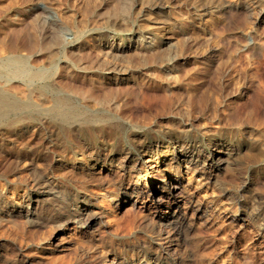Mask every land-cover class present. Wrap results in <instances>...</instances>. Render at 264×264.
Listing matches in <instances>:
<instances>
[{"label": "rangeland", "instance_id": "374dc122", "mask_svg": "<svg viewBox=\"0 0 264 264\" xmlns=\"http://www.w3.org/2000/svg\"><path fill=\"white\" fill-rule=\"evenodd\" d=\"M15 56L54 90L0 74L34 109L0 118V264H264V0H0ZM177 145L191 163L137 173ZM63 202L84 223H44Z\"/></svg>", "mask_w": 264, "mask_h": 264}, {"label": "bare ground", "instance_id": "6f19581e", "mask_svg": "<svg viewBox=\"0 0 264 264\" xmlns=\"http://www.w3.org/2000/svg\"><path fill=\"white\" fill-rule=\"evenodd\" d=\"M191 8V7H190ZM152 11V16L153 19H149V14L148 15H144L143 19L144 22L148 23V26L151 28V25H154L155 23H165L166 20V16H167V12H164L163 7H161L159 5V3L157 5H155L152 9H150ZM147 14V12H146ZM151 16V17H152ZM147 27V26H146ZM154 27V26H153ZM152 27V28H153ZM135 28V27H134ZM104 29V28H103ZM148 29V28H147ZM101 30V29H99ZM109 30V29H108ZM131 30V28L129 29ZM104 31V30H103ZM112 31V30H111ZM118 31V30H117ZM89 32V31H88ZM90 33V32H89ZM97 33V32H94ZM87 34V33H86ZM123 33L118 32L116 33V37L112 39V43L115 44V47H111L112 50H118L119 52H121V47L119 48V44L123 43L126 39L124 37V35H121ZM104 35V34H103ZM138 35V34H137ZM81 36V35H80ZM56 37V36H55ZM131 37V36H130ZM54 38V37H53ZM58 39L54 38V42H57ZM71 40H68L66 43H70ZM152 42V41H151ZM32 43V42H31ZM148 43V42H147ZM28 45V44H27ZM31 45V44H30ZM36 45V44H34ZM67 45V44H66ZM37 46V45H36ZM34 47V46H33ZM31 48V47H30ZM6 72L8 75L13 76L15 78H18L19 80H21V84L25 87L26 90H30V89H40L43 91H53L54 89L52 88V86L49 83V79L51 78H47L45 77V75L41 74V73H30L27 72L26 70V66H25V62L20 58V57H10L8 58L6 61H4L3 63L0 64V74ZM120 73V72H119ZM122 73V72H121ZM12 77V78H13ZM36 87V88H35ZM38 87V88H37ZM5 89V88H4ZM68 90V89H67ZM5 94V93H4ZM59 97V96H58ZM57 98V97H55ZM15 99V98H14ZM58 100V98H57ZM61 100V99H60ZM63 100V99H62ZM64 101V100H63ZM67 103V102H65ZM56 104V103H55ZM55 106V105H54ZM58 106V105H57ZM63 106V105H62ZM62 108L59 107H52V115L51 116V120L59 125H64L65 123L72 121L73 119H76L77 115H75L74 117L71 116L70 114L66 113V111L61 110ZM75 109V108H74ZM33 107L30 106L28 103H20V104H15L14 100H10L9 98H6L0 90V118L2 119L3 117H5L7 115V113L11 112V111H17V112H21V113H26V112H31L33 111ZM66 110V109H64ZM36 111V110H35ZM68 112V110H67ZM48 113V111H47ZM50 113V112H49ZM73 113V112H72ZM75 113V112H74ZM83 113V112H82ZM31 114V113H30ZM80 115V114H79ZM48 116V115H47ZM85 116V114H84ZM82 118V116L80 117ZM87 118V117H86ZM95 118V117H94ZM78 119V118H77ZM76 119V120H77ZM85 119V117L83 118ZM98 119V118H97ZM86 121V119H85ZM91 121V120H90ZM99 121V120H96ZM78 122V121H77ZM89 122V121H88ZM86 122V123H88ZM76 123V122H75ZM73 123V124H75ZM79 123V122H78ZM93 123V122H92ZM98 123V122H97ZM106 123V122H105ZM108 123V122H107ZM110 123V122H109ZM53 124V123H52ZM81 124V123H80ZM85 124V123H84ZM89 124V123H88ZM87 124V125H88ZM95 125V123H93ZM92 124V125H93ZM79 125V124H78ZM82 125V124H81ZM91 125V124H90ZM89 125V126H90ZM84 126V125H82ZM86 126V125H85ZM120 126V125H119ZM65 127V126H64ZM69 127V126H67ZM81 127V126H80ZM58 129V128H57ZM70 130V128H69ZM217 142V141H216ZM186 143V142H185ZM182 146V145H181ZM180 145L177 146H172V147H167L165 149V151L158 157V158H150L148 156V154H146L145 156V160L142 166H140V168L136 169L137 173L139 174H143L144 176H149V175H153V174H160L163 172H166L168 167H171V164H173V162H189L191 163V161L188 160L189 155L187 153L184 152V150L182 149ZM208 146H211L213 148H216L217 146H222V143L219 142L218 144L216 143V145L210 143L208 144ZM214 152H217L216 150ZM220 154H222L223 156H229L230 155V151L226 150L225 153H223L222 151H218ZM217 152V153H218ZM210 156V154H209ZM212 156V155H211ZM191 157V156H190ZM226 160V158H225ZM81 162V160H80ZM216 166L218 167L220 163V161L216 162ZM127 168V167H126ZM129 174V172H128ZM170 181V182H168ZM172 180L167 179V181L165 182V179H163L162 182H165L166 184H172L171 182ZM53 184V183H52ZM165 185V184H164ZM173 185V184H172ZM158 187H156L155 185L152 186V192L153 194H156ZM170 195L171 193H173L177 187H170ZM53 190V189H52ZM50 191V190H49ZM174 198V197H171ZM165 201V200H164ZM160 202L159 199L155 200V204H158ZM16 203V202H15ZM70 203V202H69ZM69 203H59V207L58 210L56 211V215H52L51 217L48 218V220L44 223H53V224H58L60 226L62 225H78L82 220H81V215L76 214V213H69V209L67 208V204ZM17 204V203H16ZM54 204V203H53ZM68 209V211H67ZM54 210V209H53ZM56 210V208H55ZM52 211V210H51ZM4 212V211H3ZM54 212V211H53ZM71 212V211H70ZM83 213L85 214V216H87L88 220L86 219V221L92 220L95 221V215L91 214L89 216V212H87V210H83ZM166 214V218H165V226H169L172 227L173 229H175V231L177 233H179L180 231V226L177 227L174 223L176 221V215L174 212H172L171 210L169 212H165L164 215ZM48 215V214H47ZM50 215V214H49ZM55 216V217H54ZM178 216V215H177ZM7 217V216H6ZM12 218V216H11ZM19 218V217H18ZM4 219V218H3ZM8 220H10V217L7 218ZM45 219V218H44ZM12 220V219H11ZM18 220V219H17ZM46 220V219H45ZM84 221V220H83ZM82 221V222H83ZM81 222V223H82ZM16 223V222H15ZM38 223V222H37ZM43 223V224H44ZM80 223V224H81ZM84 223V222H83ZM41 224V223H40ZM164 224V223H163ZM51 225V224H50ZM47 227V226H46ZM67 227V226H66ZM69 229H64L65 233L66 231H68ZM71 230V228H70ZM182 230V229H181ZM62 233V234H63ZM181 233V232H180ZM174 236V235H173ZM182 239V238H181ZM149 244V243H148ZM161 246V245H160ZM177 246V245H176ZM164 247V246H163ZM150 248V247H149ZM165 249V248H164ZM168 253V252H167ZM173 253V252H172ZM175 253V252H174ZM172 255V254H171ZM44 257V256H43ZM98 258V257H97ZM160 258V257H159ZM159 258L153 257V259H142L139 264H178V260L176 261L175 259H171L170 257H167L168 259L162 261V259L160 260ZM112 259V258H111ZM112 261L114 262V260L112 259ZM106 262V261H105ZM105 262L100 263L99 261H95L93 264H106ZM111 262V260H110Z\"/></svg>", "mask_w": 264, "mask_h": 264}]
</instances>
